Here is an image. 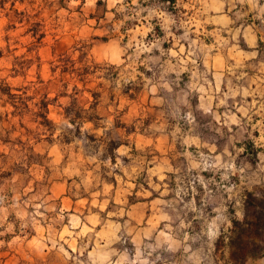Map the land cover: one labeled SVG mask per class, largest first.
<instances>
[{
    "label": "rangeland",
    "instance_id": "1",
    "mask_svg": "<svg viewBox=\"0 0 264 264\" xmlns=\"http://www.w3.org/2000/svg\"><path fill=\"white\" fill-rule=\"evenodd\" d=\"M11 4L0 5V264H109L111 254L112 264H244L264 256V106L240 112L238 145L235 132L234 144L227 137L230 113L215 128L195 106L202 62L231 42L222 19L254 20L249 0ZM152 87L167 100L169 121L219 135L216 162L188 170L179 135L176 173L147 174L141 152L115 159L114 133L92 109L111 106L118 118ZM184 87L195 89L182 106ZM50 144L58 164L45 155ZM58 183L69 199L63 208L73 200L78 211L59 210ZM181 243L200 255L188 259Z\"/></svg>",
    "mask_w": 264,
    "mask_h": 264
},
{
    "label": "crops",
    "instance_id": "2",
    "mask_svg": "<svg viewBox=\"0 0 264 264\" xmlns=\"http://www.w3.org/2000/svg\"><path fill=\"white\" fill-rule=\"evenodd\" d=\"M252 4L253 8L251 7ZM248 5L249 19L254 18L251 22L236 24L234 18L229 20L228 16L222 19L226 21L227 25L225 27L232 32L231 42L227 46L225 54L210 56L207 61L202 62V66H205L203 74H205L206 79L201 77L200 88L195 91L196 109L203 114H209L211 119L209 123L213 127L217 128V125L224 124L221 118L222 113L231 114V121L226 123L227 137L231 138V144H234V132L237 137L240 131V112H254L264 106V0H249ZM162 86L166 87L165 84H162ZM150 89L151 91L147 92L146 96L139 101L127 104V107L121 110L118 118L113 119L111 106L98 104L92 109L95 111L94 114L97 120L105 124L102 129L114 133L108 141L115 142L113 148L115 159L124 160L126 155L129 156V153L133 151L141 152L147 155V174L166 176L170 173H176L172 153L176 150L174 136L179 135L181 142L187 146L185 149L181 148V150L191 153L189 155L191 167H188V170L192 168L193 164L198 165V161H202L204 158L212 160L213 163L216 162L218 160L219 135L212 134L209 136L203 134L201 136L191 132V129L183 128L182 125L169 121L163 110L167 100L162 98L163 96L160 95L157 87ZM191 90L189 91V87H184L177 92L180 96H183V100L185 98L182 106L190 101L192 97ZM189 104L191 105L190 102ZM83 107L85 110H91L88 103ZM262 108L264 112V107ZM103 110L105 113H103ZM43 114L47 118L48 105ZM87 121L92 126V120ZM216 132L217 130L214 131V133ZM235 144H239L238 137ZM198 146L204 148L203 152L195 149ZM45 153L46 157L50 159V163L58 164L61 162L57 145L50 144L46 147ZM214 166H216V163ZM54 188L52 197L60 201L59 210L63 209L64 211H71V213L79 210V202L73 200H70V205H67L68 209H64L63 204L69 200L66 197L65 187L63 188V184L58 183L55 184ZM144 207L142 203V209ZM142 213L146 214L147 212L141 210L140 214ZM151 218H157L156 212H153ZM151 233V238L161 236L160 233ZM169 238L171 236L167 234V239L169 240ZM141 240L144 242L143 237H141ZM171 240L174 239L171 238ZM183 244L181 243L179 250L186 252L184 256H187L188 259L191 260V258L200 255L197 252L198 250L193 248L189 247L185 250L182 247ZM166 247L167 250H170L169 246ZM114 253L118 254V251H114ZM111 257L112 254L109 258V264H112ZM192 261L196 264H210L209 261L202 258L198 261L192 259ZM215 263L217 264V262ZM162 264L175 263L168 261ZM244 264H264V256L250 258Z\"/></svg>",
    "mask_w": 264,
    "mask_h": 264
},
{
    "label": "trees",
    "instance_id": "3",
    "mask_svg": "<svg viewBox=\"0 0 264 264\" xmlns=\"http://www.w3.org/2000/svg\"><path fill=\"white\" fill-rule=\"evenodd\" d=\"M6 1H8V0H0V5H4V3L6 2ZM15 1H18V2H23L24 0H12V6L14 5V3H15ZM161 1H164V0H161ZM168 2H169V4H170V8H174V6H175V0H167ZM97 5H100V1H98L97 2ZM93 99H94V104H95V101H96V94H94L93 93ZM47 108V104L46 103H44V109H46ZM45 116H43V119L45 120Z\"/></svg>",
    "mask_w": 264,
    "mask_h": 264
}]
</instances>
